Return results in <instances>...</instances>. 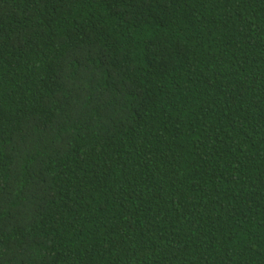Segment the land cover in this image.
I'll list each match as a JSON object with an SVG mask.
<instances>
[{
	"label": "trees",
	"instance_id": "obj_1",
	"mask_svg": "<svg viewBox=\"0 0 264 264\" xmlns=\"http://www.w3.org/2000/svg\"><path fill=\"white\" fill-rule=\"evenodd\" d=\"M0 264H264V0H0Z\"/></svg>",
	"mask_w": 264,
	"mask_h": 264
}]
</instances>
